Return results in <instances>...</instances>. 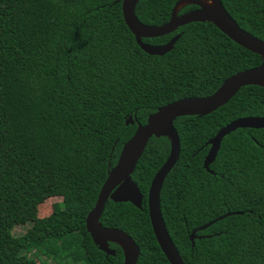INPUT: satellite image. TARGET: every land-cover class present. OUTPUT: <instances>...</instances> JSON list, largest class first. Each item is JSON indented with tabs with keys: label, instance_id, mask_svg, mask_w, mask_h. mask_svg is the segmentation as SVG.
Returning a JSON list of instances; mask_svg holds the SVG:
<instances>
[{
	"label": "trees",
	"instance_id": "obj_1",
	"mask_svg": "<svg viewBox=\"0 0 264 264\" xmlns=\"http://www.w3.org/2000/svg\"><path fill=\"white\" fill-rule=\"evenodd\" d=\"M178 1L139 0L134 14L159 26ZM219 1L240 28L264 41V0ZM177 34L168 53L148 55L125 25L120 0H0V264H37L20 260L30 253L45 257L42 264L123 263L115 243L109 242L113 256L97 248L85 219L125 142L160 107L206 97L262 61L209 22L142 42L163 45ZM128 117L135 122L126 125ZM243 117H264V87H242L209 114L173 121L180 152L159 198L184 264H264V129L226 135L211 173L203 168L207 142ZM169 152L166 136L152 137L131 174L141 208L108 199L99 218L101 226L134 240L136 264H169L146 204ZM54 197L61 201L40 218L38 206ZM227 213L233 214L196 232L209 237L191 245L193 230ZM18 226L27 228L16 236Z\"/></svg>",
	"mask_w": 264,
	"mask_h": 264
},
{
	"label": "water",
	"instance_id": "obj_2",
	"mask_svg": "<svg viewBox=\"0 0 264 264\" xmlns=\"http://www.w3.org/2000/svg\"><path fill=\"white\" fill-rule=\"evenodd\" d=\"M121 12L125 25L134 36L137 45L148 55L162 56L168 53L180 35L177 34L163 45H152L143 43L142 39L161 37L176 31L179 27L196 22H209L219 31L226 35L230 40L244 49L258 54L262 61L257 67L237 72L228 79L212 94L206 97H187L176 100L172 103L160 107L156 112L147 117L144 125H137L134 134L123 145L116 164L108 171L107 178L102 184L95 205L87 214L85 219L86 231L92 237L93 243L97 248L105 253L106 256H113L114 250L109 247V242L118 245L123 252L122 264H136L140 250L134 240L125 232L101 226L99 218L104 210L108 199L115 203H131L137 209L142 206L143 196L132 181L131 174L142 156L148 141L152 137L166 136L170 140V152L163 165L155 173L151 180L147 193V210L150 225L156 242L169 262V264H184L176 248L174 247L166 230L161 210H160V190L163 181L170 170L175 165L180 152L179 138L173 126V121L178 117L191 115H206L222 107L245 86L258 85L259 79L264 76V41L254 37L238 26V24L224 10L220 1L217 3L220 11L201 7L198 4L189 3L197 8L182 14L176 10L179 1L174 6L168 22L159 26H149L140 23L134 14V9L139 0H120ZM212 1V0H204ZM135 121L128 117L126 125L133 124ZM264 129V117H243L236 119L226 126L219 129L216 135L207 144L209 150L203 161V168L211 173L209 165L215 159L220 148L222 139L236 129ZM233 213H227L214 221L193 230L189 239L193 246L195 239L209 236H197L196 232L203 231L211 224ZM125 244V247L121 246Z\"/></svg>",
	"mask_w": 264,
	"mask_h": 264
},
{
	"label": "rangeland",
	"instance_id": "obj_3",
	"mask_svg": "<svg viewBox=\"0 0 264 264\" xmlns=\"http://www.w3.org/2000/svg\"><path fill=\"white\" fill-rule=\"evenodd\" d=\"M60 201H61V198H58V197H54V198H50V199L45 200L41 205L38 206V216L40 218L48 216L52 211V205L57 203V202H60ZM26 228H27V226H18L13 230V234L16 236L20 235V234L24 233ZM74 243L75 242H73V241H69V246L74 245ZM48 250L53 254H55L57 252V250L54 248H48ZM74 258L76 260L79 259V256L77 253H74ZM25 259H33L34 261H36L37 264H42L46 260L45 257H41V258L35 257L33 253H30L28 255H24V254L21 255L20 260L22 261Z\"/></svg>",
	"mask_w": 264,
	"mask_h": 264
},
{
	"label": "bare ground",
	"instance_id": "obj_4",
	"mask_svg": "<svg viewBox=\"0 0 264 264\" xmlns=\"http://www.w3.org/2000/svg\"><path fill=\"white\" fill-rule=\"evenodd\" d=\"M189 3L198 4L201 7L209 8V9H212L214 11H220V7L217 3V0H212L209 2L204 1V0H180L176 10L181 9L183 6H185ZM258 82L261 83L262 85H264V76L261 79H259ZM121 246L125 247V244H121Z\"/></svg>",
	"mask_w": 264,
	"mask_h": 264
}]
</instances>
